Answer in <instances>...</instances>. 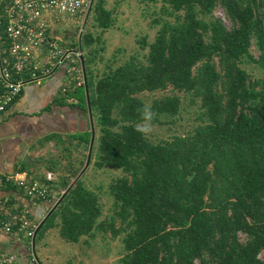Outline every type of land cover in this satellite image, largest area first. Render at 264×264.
I'll return each mask as SVG.
<instances>
[{"label":"trees","instance_id":"trees-1","mask_svg":"<svg viewBox=\"0 0 264 264\" xmlns=\"http://www.w3.org/2000/svg\"><path fill=\"white\" fill-rule=\"evenodd\" d=\"M86 1L87 23L92 18L102 30L114 25L106 0ZM136 1L155 6L161 24L144 60L134 54L96 74L104 44L93 45L103 36L87 28L72 46L84 57L95 128L90 164L123 174L106 188L90 186L86 170L73 180L81 161L68 166L69 175L52 181L46 175L40 182L66 194L40 221L35 239L50 226L70 242L90 243L98 233L121 236L119 264H264V0ZM246 64L261 76L253 78ZM169 88L198 103L196 124L170 138L144 137L136 131L137 109L147 103L140 95ZM70 91L56 103L89 113L85 76ZM182 97L154 98L152 123H176ZM69 137L67 150L85 143L89 151L91 127ZM103 194L113 200L106 216Z\"/></svg>","mask_w":264,"mask_h":264},{"label":"crops","instance_id":"crops-1","mask_svg":"<svg viewBox=\"0 0 264 264\" xmlns=\"http://www.w3.org/2000/svg\"><path fill=\"white\" fill-rule=\"evenodd\" d=\"M80 16L81 14L63 16L52 24L51 32L63 44L68 57L49 76L28 82L10 108L6 112H0V173L19 174L29 180L40 181L50 172L49 166H58L55 172L59 176L63 163L69 162V168H73V163L82 161L86 144H81L75 151L67 150L65 144L71 145L68 140L72 134L90 129L89 113L78 107L56 103L57 99H62L84 79L83 55L78 56L77 52L81 49L73 48L76 41L71 39L72 29ZM61 27L67 31L66 41L58 34ZM1 36L0 33V61L6 46V40ZM40 54H37V61L41 65L45 53L43 51L42 56ZM81 74L82 80H79ZM54 135L61 136L66 143L57 142ZM70 173L66 171L63 175ZM51 190L54 189H50L49 195L41 200L30 198L12 184L0 190V220L12 228V231L7 232L0 225V254L14 258L13 262L6 264H59L52 253L46 250L49 243L43 242L44 238L41 239L37 255V241L35 239L34 244V236L28 234L34 225L39 226L43 216L51 210L52 202L55 201ZM22 216L28 220L24 228L19 220Z\"/></svg>","mask_w":264,"mask_h":264},{"label":"rangeland","instance_id":"rangeland-1","mask_svg":"<svg viewBox=\"0 0 264 264\" xmlns=\"http://www.w3.org/2000/svg\"><path fill=\"white\" fill-rule=\"evenodd\" d=\"M90 5L91 4H88L86 6L87 10L85 8L83 9L84 11L81 13L76 26L72 29L73 34L71 39L79 41L83 31L87 28L92 30L95 35L101 34L103 36V41H97L93 45L100 48V46L104 44V49L98 53L97 62L94 65L95 73L101 74L107 69L109 64L117 66L134 54L144 60L149 49L148 43L155 40L161 27V24L155 19V17L158 16L154 14L156 7L140 3L136 0H106V7L113 11L114 25L107 30H102L93 26L92 18H90L87 23L86 18L90 10ZM159 6L160 5H158V7ZM216 14L222 18L228 26H231V22H229L223 8L217 7ZM58 34L62 35L65 41L67 40L66 29H62L61 27ZM252 51L256 56L259 55V51L254 44ZM244 66L252 74L253 78L261 76L260 70L252 64H246ZM82 74L84 77V72H82ZM82 74L79 80H82ZM173 93H178L183 96L181 114L178 115V120L174 124L152 123L153 131L149 135V138L152 140L170 138L173 134H185L196 124L195 118L197 116L196 113L199 111V107L198 103H193L191 101L189 95L185 96L184 93L175 92L173 89L169 88L167 91L146 92L142 93L140 96L150 104L154 98ZM83 151L84 155L80 166L76 165L75 167L77 169L74 170L73 180L85 168L88 158V148H84ZM63 164L64 165L61 166L62 175L68 171L67 166H69L70 163L66 162ZM85 170L87 171L86 181L92 187L104 185L106 188L113 178L123 174L121 170L106 168L96 169L94 163L90 164ZM53 171L54 170H50V172L55 174V171ZM56 178L57 175L55 174L53 180ZM51 191L54 192L55 201L58 199L60 193L66 192L61 186ZM55 201L52 202V206L55 204ZM112 201L110 195L103 194L102 203L105 216L110 214ZM47 214H45V216ZM45 216H43V218H45ZM242 238L244 239L245 237L242 236ZM41 239H43V242L47 241L49 243L46 250L48 253H52V257L59 264H119V259L125 251L121 236L113 238L109 233L107 235L98 233L95 238H90V243H84L83 239L79 242H70L60 236L57 227L50 226L49 228H43L38 234L37 246H35L37 255H39ZM260 257L264 259V250L261 252ZM197 264H199V262H197Z\"/></svg>","mask_w":264,"mask_h":264},{"label":"built area","instance_id":"built-area-1","mask_svg":"<svg viewBox=\"0 0 264 264\" xmlns=\"http://www.w3.org/2000/svg\"><path fill=\"white\" fill-rule=\"evenodd\" d=\"M87 5L86 0H0V29L3 31L1 38L6 40L4 56L0 61V112H6L10 108L28 82L49 76L68 57L65 48L61 47L59 40L51 32L52 24L60 17L79 15ZM43 51L44 56L41 55ZM38 53H41L44 60L41 65L37 61ZM77 54L80 57L82 52ZM19 75L21 76L16 77ZM54 175L48 172L47 179L52 181ZM8 184L24 190L32 199H43L49 195V188L45 183L29 180L19 174L0 173V190ZM19 220L22 228L28 224L25 216ZM0 225L7 232L12 231L8 223L0 221ZM36 228L37 225H34L29 231L31 237L35 235ZM13 261L12 256L0 254V264Z\"/></svg>","mask_w":264,"mask_h":264},{"label":"clouds","instance_id":"clouds-1","mask_svg":"<svg viewBox=\"0 0 264 264\" xmlns=\"http://www.w3.org/2000/svg\"><path fill=\"white\" fill-rule=\"evenodd\" d=\"M140 116V122L136 125V131L141 133L144 137H148L152 131V121L155 118V113L150 104H143L137 109Z\"/></svg>","mask_w":264,"mask_h":264},{"label":"water","instance_id":"water-1","mask_svg":"<svg viewBox=\"0 0 264 264\" xmlns=\"http://www.w3.org/2000/svg\"><path fill=\"white\" fill-rule=\"evenodd\" d=\"M82 59V67H83V72H84V76H85V85H86V90H87V98H88V104H89V117H90V121H91V129H92V138H91V143H90V148H89V152H88V158H87V162L85 165L84 170L90 165L91 163V158H92V151H93V146L95 143V128H94V124H93V117H92V110L90 108V97H89V89H88V84H87V77H86V70H85V63H84V57L81 56ZM83 170V171H84ZM82 171V172H83ZM81 172V173H82ZM66 194V192H64L61 196V198L57 201V203L54 204V206L52 207V209L48 212V214L45 216L44 220L53 212V210L57 207V205L61 202V200L63 199L64 195ZM44 220L41 222L44 223ZM39 228V226L36 228L35 231V235H34V244H35V236L37 233V229Z\"/></svg>","mask_w":264,"mask_h":264}]
</instances>
